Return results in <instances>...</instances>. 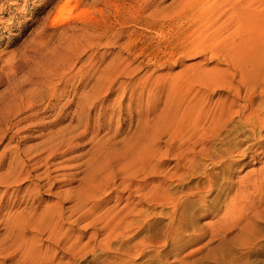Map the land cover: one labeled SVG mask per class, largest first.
<instances>
[{
	"label": "rangeland",
	"instance_id": "1",
	"mask_svg": "<svg viewBox=\"0 0 264 264\" xmlns=\"http://www.w3.org/2000/svg\"><path fill=\"white\" fill-rule=\"evenodd\" d=\"M193 1L0 0V264H264V0Z\"/></svg>",
	"mask_w": 264,
	"mask_h": 264
},
{
	"label": "bare ground",
	"instance_id": "2",
	"mask_svg": "<svg viewBox=\"0 0 264 264\" xmlns=\"http://www.w3.org/2000/svg\"><path fill=\"white\" fill-rule=\"evenodd\" d=\"M202 3V1L201 0H195V1H193L192 3H191V5L193 4V5H197L196 7H198V5H200ZM189 7L188 8H190V5H188ZM192 7V6H191ZM191 9V8H190ZM186 12V11H185ZM232 18V17H231ZM228 21V20H227ZM245 107V106H244ZM247 108V107H246ZM243 110V109H242ZM242 110H240V111H242ZM243 113V112H242ZM220 114V113H219ZM251 114L253 115V112H251ZM217 115V114H216ZM240 115H242V114H240ZM256 115V118H257V120L259 121H257L258 122V124H255V123H251L250 121H248V124H250V126H252L253 127V129H255L256 128V126H261V127H263L264 126V121H262V119H258V117L257 116H259L258 114H255ZM249 116H250V114H249ZM211 117V116H210ZM213 117V116H212ZM244 118L246 119L247 117H244V115H243V120H244ZM255 118V119H256ZM246 120H248V119H246ZM245 121V120H244ZM195 122V121H194ZM193 121H192V123L194 124V128L197 126V124L196 123H194ZM246 122V121H245ZM197 128V127H196ZM259 128V127H258Z\"/></svg>",
	"mask_w": 264,
	"mask_h": 264
}]
</instances>
